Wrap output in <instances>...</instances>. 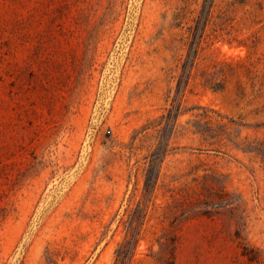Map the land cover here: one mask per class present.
Instances as JSON below:
<instances>
[{
  "label": "rangeland",
  "instance_id": "374dc122",
  "mask_svg": "<svg viewBox=\"0 0 264 264\" xmlns=\"http://www.w3.org/2000/svg\"><path fill=\"white\" fill-rule=\"evenodd\" d=\"M137 203L128 264H264V0H0V264H119Z\"/></svg>",
  "mask_w": 264,
  "mask_h": 264
},
{
  "label": "trees",
  "instance_id": "16d2710c",
  "mask_svg": "<svg viewBox=\"0 0 264 264\" xmlns=\"http://www.w3.org/2000/svg\"><path fill=\"white\" fill-rule=\"evenodd\" d=\"M200 35L201 34L197 29L193 30L191 41L192 44H196L198 42ZM192 63V60H186V62L183 63L181 74L176 82L175 93L174 97L172 98L171 107H169L166 112L161 114L159 117L147 122L133 135V141L131 142L130 147H134L135 141H140L142 144L145 143L148 146L155 144L153 150L148 155L146 160L147 168L144 174L143 183V192L145 194L151 195L156 185L159 164L166 154L170 136L174 130L178 115L180 113V99L188 82L189 70ZM206 176L207 175H204L202 177L204 189H208L206 187ZM206 196H208V193ZM196 202H198V195L197 198L193 197V194L186 195L184 201L181 203L182 211L186 212L191 210V212L194 214L199 213L200 210L196 208ZM139 205L140 203H137L136 207H134L127 216L126 222L131 230V233L130 237L126 239L125 242L121 243L117 249V261H119V264H128L137 241L138 231H136V234L133 236V230H135V226H137L135 224L138 223V226L141 225L142 218L144 216V211L141 209V207H139ZM114 264H116V262Z\"/></svg>",
  "mask_w": 264,
  "mask_h": 264
}]
</instances>
